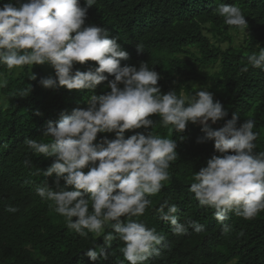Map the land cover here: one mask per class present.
I'll return each mask as SVG.
<instances>
[{"label":"clouds","instance_id":"obj_1","mask_svg":"<svg viewBox=\"0 0 264 264\" xmlns=\"http://www.w3.org/2000/svg\"><path fill=\"white\" fill-rule=\"evenodd\" d=\"M94 3H0V65L11 72L47 64L53 74L39 80L44 89L93 93L85 107L61 112L58 120L47 122L42 135L50 137V142L25 141L32 152L51 160L42 174L54 176L53 184L59 189L46 183L36 188V194L64 217L69 230L83 238L90 233L103 238V246L94 245L84 252L91 264L107 260L112 241L117 239L123 242L120 251L128 264H147L151 257L161 255V248L168 247L164 235L139 219L152 207L149 197L170 181L169 168L177 158V142L151 131L154 115L164 127L181 133L189 124L198 125L203 135L196 142H213V154L194 172L188 191L199 206L214 209L224 234L231 231L224 223L230 213L252 220L264 212V151H255L259 135L253 131L255 121L249 118L241 123L236 113L225 119L228 110L211 91L199 90L191 97L177 95L174 89L162 93L161 75L147 62L138 67L122 65L130 56L118 38L107 28L86 23ZM215 12L230 28L246 31L249 27L236 4L219 3ZM137 51L143 49L137 46ZM247 62L264 71V47L249 55ZM77 65H86V70ZM6 86L0 74V88ZM98 86H103L99 94L95 92ZM222 120L223 126L213 127ZM5 210L18 211L11 205ZM155 211L175 235L204 230L197 221L180 222L177 205L167 200ZM106 228L111 231L106 233Z\"/></svg>","mask_w":264,"mask_h":264},{"label":"trees","instance_id":"obj_2","mask_svg":"<svg viewBox=\"0 0 264 264\" xmlns=\"http://www.w3.org/2000/svg\"><path fill=\"white\" fill-rule=\"evenodd\" d=\"M3 2L8 0H0ZM80 2L83 6L84 0ZM219 3L242 9L249 26L246 31L223 23L215 12ZM86 23L107 28L118 38L130 56L122 65L138 67L143 61L154 68L161 75L158 84L162 93L174 89L177 95L191 97L204 89L228 110L225 119H231L233 113L241 123L253 119V131L259 133L255 151H264V71L247 62L249 55L264 47V0H95ZM76 67L84 71L87 66ZM245 67L247 71H242ZM0 74L7 80L0 93L8 98L5 106L0 104V264H91L84 252L94 245L103 246V238L91 233L83 238L69 230L64 217L36 194V188L46 183L59 189L53 184L54 176L42 174L51 160L32 152L25 141L50 142V137L42 135L47 122L58 120L61 112L85 107L93 93L44 89L39 80L53 74L47 64L11 72L0 65ZM193 82L201 88L196 89ZM102 87L95 92L99 94ZM37 111L41 115H36ZM151 118L153 134L177 142V158L169 168L170 181L160 193L149 197L152 207L139 217L168 243L167 248H161V255L151 257L147 264H264V212L252 220L230 213L224 223L231 231L224 234L214 209L199 206L188 191L194 172L213 154V142H196L203 135L198 125L189 124L181 133L164 127L158 115ZM165 200L177 205L180 222L194 220L204 230L173 234L172 226L161 221L155 211ZM9 205L18 211L7 212ZM108 231L111 229L106 228ZM121 247L123 242L113 240L108 259L98 264H128Z\"/></svg>","mask_w":264,"mask_h":264},{"label":"rangeland","instance_id":"obj_3","mask_svg":"<svg viewBox=\"0 0 264 264\" xmlns=\"http://www.w3.org/2000/svg\"><path fill=\"white\" fill-rule=\"evenodd\" d=\"M240 37H241V36L236 37L235 40H238V38H240ZM222 44L225 45L226 42H225V43L223 42ZM192 85H193L196 89H199V87L201 86L198 82H193ZM200 88H201V87H200ZM203 90H204V89H203ZM206 91H207V90H206ZM7 100H8V98L0 93V104L3 105V106H5L6 103H7Z\"/></svg>","mask_w":264,"mask_h":264}]
</instances>
